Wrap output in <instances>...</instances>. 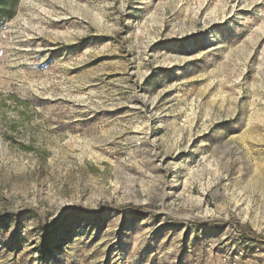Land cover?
<instances>
[{
  "label": "rangeland",
  "instance_id": "rangeland-1",
  "mask_svg": "<svg viewBox=\"0 0 264 264\" xmlns=\"http://www.w3.org/2000/svg\"><path fill=\"white\" fill-rule=\"evenodd\" d=\"M264 0H17L0 25V264H264Z\"/></svg>",
  "mask_w": 264,
  "mask_h": 264
},
{
  "label": "trees",
  "instance_id": "trees-1",
  "mask_svg": "<svg viewBox=\"0 0 264 264\" xmlns=\"http://www.w3.org/2000/svg\"><path fill=\"white\" fill-rule=\"evenodd\" d=\"M16 3L17 0H0V25H2L4 21L10 19L13 16ZM240 229L243 233H245L247 239H252L256 241L264 239L263 236L255 233L250 228L242 226L240 227Z\"/></svg>",
  "mask_w": 264,
  "mask_h": 264
}]
</instances>
